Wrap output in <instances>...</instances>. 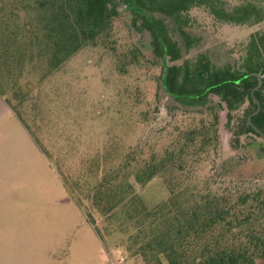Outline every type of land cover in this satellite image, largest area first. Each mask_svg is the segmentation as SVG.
Returning a JSON list of instances; mask_svg holds the SVG:
<instances>
[{
	"label": "rangeland",
	"instance_id": "rangeland-1",
	"mask_svg": "<svg viewBox=\"0 0 264 264\" xmlns=\"http://www.w3.org/2000/svg\"><path fill=\"white\" fill-rule=\"evenodd\" d=\"M25 2L33 0H0V264H145L128 251L137 234L130 201L110 216L94 208L100 182L126 173L144 206L167 202L171 173L139 185L135 166L162 156L177 128L212 116L189 112L167 95L152 34L129 10L121 8L107 40L54 68L38 46L36 14L22 9ZM163 19L184 60L206 54L215 66L239 59L242 45L264 27L216 24L195 9L183 31L199 41L187 51L176 24ZM13 36L33 50L7 55ZM215 110L220 145L185 174L190 192L216 191L231 181L252 185L263 168L250 149L231 148L230 111L223 135L222 109Z\"/></svg>",
	"mask_w": 264,
	"mask_h": 264
},
{
	"label": "trees",
	"instance_id": "trees-1",
	"mask_svg": "<svg viewBox=\"0 0 264 264\" xmlns=\"http://www.w3.org/2000/svg\"><path fill=\"white\" fill-rule=\"evenodd\" d=\"M121 8L129 10L151 32L154 55L162 66L161 85L167 95L192 108L189 112L209 111L212 121L202 119L199 124L177 128L176 141L162 156L154 155L135 166L132 177L139 185L171 173L166 179L171 195L167 202L154 208L144 206L135 197L128 175L121 172L108 183L100 182L94 208L110 216L120 204L130 201L127 204L132 206L134 213L130 215L137 224V234L128 251L132 256H142L145 264L264 262V139L257 131L264 134V27L242 45L239 59L215 66L206 54L184 60L182 48L163 19L176 24L189 51L199 41L183 31L191 24L193 10H203L216 24L255 27L264 24V0H33L22 6L28 14H36L35 38L54 68L83 47L107 40ZM18 37L8 38L12 40L6 52L10 57L33 50L29 46L22 49ZM257 75L262 76L258 89ZM214 95L225 101L230 111L227 129L231 148L250 149L263 168L252 185L231 181L219 183L216 191L190 192L185 190L190 175L185 174L208 160L220 145L215 108L221 110L222 106L214 101ZM254 98L260 104L257 114L259 106Z\"/></svg>",
	"mask_w": 264,
	"mask_h": 264
},
{
	"label": "water",
	"instance_id": "water-1",
	"mask_svg": "<svg viewBox=\"0 0 264 264\" xmlns=\"http://www.w3.org/2000/svg\"><path fill=\"white\" fill-rule=\"evenodd\" d=\"M250 75H248V76H246V77H249ZM257 77H258V79H259V85H258V87L256 88V89H258L261 85H262V76H260V75H257ZM212 98L214 99V101L216 102V103H218V104H220L221 106H222V119H221V131H222V134L224 135V133H225V128H226V123H227V120H228V118H227V114H228V112H229V108H228V105H227V103L225 102V101H223L219 96H217V95H214V96H212ZM255 99V102L258 104V111L255 113V114H257L259 111H260V104H259V102H258V100L256 99V98H254ZM254 128H256L255 126H254ZM257 129V128H256ZM257 131H259L260 133H261V135H262V137H263V139H264V134L259 130V129H257Z\"/></svg>",
	"mask_w": 264,
	"mask_h": 264
}]
</instances>
